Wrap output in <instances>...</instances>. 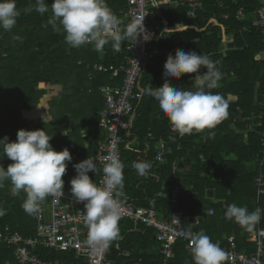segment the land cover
I'll use <instances>...</instances> for the list:
<instances>
[{
  "label": "trees",
  "instance_id": "1",
  "mask_svg": "<svg viewBox=\"0 0 264 264\" xmlns=\"http://www.w3.org/2000/svg\"><path fill=\"white\" fill-rule=\"evenodd\" d=\"M221 1L225 8H221L217 0H200L202 7L194 18L187 16L190 6L186 2L175 8L171 4L161 6L168 29L174 30L163 33L159 43L163 53L151 56L142 72L140 87L145 93L137 103L131 128L137 145L133 150H124L121 158L124 190L140 206L155 198L159 214L170 215L182 210L200 215L198 232L203 230L218 244L224 243L225 234L235 235L239 250L254 252V243L246 240L250 230L227 219L221 203L216 204L208 198L212 193L225 198L228 205L236 204L252 212L257 205L255 179L262 174L259 188L263 193L258 204L264 209V165L261 172L257 170L262 159L260 139L264 134V40L251 24L259 2ZM45 2L49 11L41 15L34 10L30 13L23 11L34 5L35 0H16L17 8L21 10L16 25L11 31L0 29V139L7 136L11 142L17 139L18 130L44 129L52 135L50 143L56 151L67 148L71 153L72 161L63 177L66 184L67 178L74 176L73 165L96 152L91 140L99 136L98 114L103 107L100 86L118 85L122 80V75L113 76L112 72L93 73L92 64L103 63L117 68L126 63L127 56L123 46L117 52L110 43L102 52H97L92 44L79 48L70 46L62 30L57 31L52 25L44 26L52 16L53 0ZM106 2L120 18L125 1ZM225 14L229 15L228 18L224 17ZM151 21L159 23L160 18L152 15ZM178 49L208 55L223 73L218 87L211 91L221 94L227 101L228 117L213 129L194 130L183 136L172 135L170 122L158 101L147 94L148 89L163 85L166 79L164 64L169 54L174 57ZM205 71L203 67L200 69L201 74ZM195 75L171 78L170 83L183 90H195ZM42 82L53 86V90L60 87L59 93L48 101L49 123L34 121L25 115L35 109L46 94L47 89L40 87ZM231 95L235 101L230 100ZM85 127L93 129L83 135ZM90 136L93 138L89 140ZM87 139L89 146L85 148ZM145 141H150L149 151L145 150ZM158 141L167 143L161 163L154 161V144ZM0 162L5 164V169L12 163L6 156ZM135 162L151 164L146 177L138 175L133 167ZM174 164H177L175 171L172 170ZM88 175L97 182L98 172ZM175 177L181 182L176 201L171 187ZM11 187L7 181L4 187H0V229L9 227L24 236H34L35 214L26 213L22 207L26 193L21 191L13 195ZM212 206L215 211L209 215L207 212ZM261 227H264V220ZM118 228L119 235L112 240L110 248L113 264H195L191 247L182 241L176 243L173 256L163 263L155 229L138 225L132 230L130 220H120ZM38 253L58 264H87L85 258L76 257L73 251L39 248ZM0 264H18L12 246L0 244Z\"/></svg>",
  "mask_w": 264,
  "mask_h": 264
},
{
  "label": "clouds",
  "instance_id": "2",
  "mask_svg": "<svg viewBox=\"0 0 264 264\" xmlns=\"http://www.w3.org/2000/svg\"><path fill=\"white\" fill-rule=\"evenodd\" d=\"M33 10L43 15L49 7L45 0H35L34 5L23 11L30 13ZM51 12L52 16L44 26L52 25L57 31L62 30L66 43L74 48L92 44L97 52H102L104 46L110 43L118 52L125 38L135 37L137 40L141 33H146L143 16L130 22L122 34L120 20L106 0H53ZM20 15L16 0H0V29L11 31ZM202 67L206 71L201 74ZM192 73L196 74L195 90H183L170 83L171 78L179 79ZM163 75L166 78L163 85L148 89L147 94L158 101L162 113L180 135L213 129L228 117L227 101L221 94L211 91L218 87L223 73L208 55L178 49L174 57L169 54ZM42 119L44 123L51 121L48 115L42 116ZM51 139L52 135L44 129L18 130L17 139L11 142L7 136L0 139V160L6 156L12 161L7 169L0 165V187H4L7 181L12 186L13 195L21 191L26 193L22 207L28 214H38L46 197L63 195V177L72 156L67 148L56 151L50 143ZM105 161L103 186L89 177V171H97V161L89 158L73 165L77 175L70 181L73 196L77 202L84 204L88 240L101 246H106L119 235L120 197L124 188V164L118 154H110ZM133 167L138 175L146 177L151 164L135 162ZM225 217L252 230L261 219V209L249 212L246 207L231 204ZM194 223L189 224L185 238L190 241L195 264H224L227 253L203 230L193 231Z\"/></svg>",
  "mask_w": 264,
  "mask_h": 264
},
{
  "label": "built area",
  "instance_id": "3",
  "mask_svg": "<svg viewBox=\"0 0 264 264\" xmlns=\"http://www.w3.org/2000/svg\"><path fill=\"white\" fill-rule=\"evenodd\" d=\"M124 1L126 3L125 9L121 11V17L118 18L121 33L123 34V30L130 22L143 16L146 33H141L137 40L132 37L122 41L121 46H123V52L127 56L125 64L113 68L103 63H93L91 67L93 73L112 72L113 76L122 75L120 84H104L99 88L103 98V107L98 114L99 136L91 140V144L96 146V152L89 157V159L97 161L96 172L99 173V176L96 184L99 186L104 185L105 178L102 169L104 162H106L105 158L112 153H117L121 160L124 150H133L137 145L136 141L133 140L131 128L137 103L145 93L140 87V79L151 56L163 53L159 43L163 33L168 29V22L161 14L163 0ZM182 1L189 2L190 9L187 13L189 18H194L197 10L202 7L200 0ZM258 2L251 24L259 30L264 40V0H258ZM217 4L221 8H225L223 1L217 0ZM152 15L160 18L159 23L151 21ZM228 16V14L224 15L225 18ZM243 17L244 15L241 14V18ZM169 131L172 135L183 136L174 131L171 124H169ZM150 145V141L144 142L146 151L150 150ZM260 145L262 159L259 161L258 170L261 172L262 169L260 168L264 165V134L260 139ZM154 146L156 152L154 161L161 163L165 158L167 143L158 141ZM176 169L177 164H174L172 170L175 171ZM76 175L75 170L73 177ZM73 177H70L69 180ZM262 179V174L256 177L257 190L260 189L259 185ZM180 185V179L175 177L171 186L175 201L176 195L180 191ZM120 200V220L132 221V230H136L138 225L156 230L155 236L160 243L159 254L163 263H166L173 256L174 246L177 242L182 241L187 247H191L190 241L185 238V232L189 224L194 222L192 230L197 232L202 216L182 210H176L170 215L159 214L155 198L149 199L146 205L140 206L135 204L134 198L124 188ZM228 206L226 203L223 204L224 214ZM257 208L261 209V219L249 231L246 238L248 242L254 243L256 250L254 252H248L245 249L239 250L235 235H230L223 244H219L227 253L226 264H264V227H261V222L264 220V209L256 207L254 211ZM207 213L209 215L214 214V209L209 208ZM88 231L84 204L77 202L69 183V185H64L63 195H50L41 203L40 212L35 214L34 236L27 237L18 231L5 227L0 229V244L12 246V254L18 264H58L43 258L38 253L39 248H48L59 252L73 251L76 257L85 258L87 264H113L110 258L112 241H109L106 246L94 245L88 240Z\"/></svg>",
  "mask_w": 264,
  "mask_h": 264
},
{
  "label": "crops",
  "instance_id": "4",
  "mask_svg": "<svg viewBox=\"0 0 264 264\" xmlns=\"http://www.w3.org/2000/svg\"><path fill=\"white\" fill-rule=\"evenodd\" d=\"M163 1H164V4H163V5L171 4V5L173 6V8H175V6L178 5V4H180V3H184L182 0H174V1H172V0H163ZM51 87L54 88L53 86H51ZM55 89H56V90H55L56 93H54V95H56V94L59 93V91H60V87L56 86ZM100 93H101V92H100ZM101 97H102V94H101ZM229 98H230L231 101H235V100H236V98L233 97L232 95L229 96ZM102 99H103V98H102ZM49 118H50V117H49ZM91 129H93V128L85 127V128L83 129V135H87V134H89V132H90ZM97 130H98V128H97ZM90 138H93V137L90 136V137H89V140H90ZM89 140L87 139V140L85 141V143H84V147H85V148H87V147L89 146ZM182 165L185 166V168L187 167V166L184 165V164H182ZM182 165H181V166H182ZM257 170H258V168H257ZM74 175H75V169H74ZM70 177H73V176H70ZM70 177L67 178V182H66V184H64V185H69V183H70V181H71V180H69ZM73 178H74V177H73ZM255 189H256V191H257V199H255V204H257V205L255 206V208H256V207H261V208H262V206H260V205L258 204V200H259V196L263 193V191H262L261 188L257 190L256 179H255ZM259 190H260V192H259ZM261 191H262V192H261ZM208 198L210 199L211 202H214V203H216V204H217V203H221V207H222V208H223V204H224V203L228 204V203L226 202V199H225V198L217 197V196H215V195L212 194V193L208 194ZM229 205H230V204H229ZM210 208H213V209H214L213 206L210 207ZM255 208H254V209H255ZM223 210H224V209H223ZM214 211H215V209H214ZM197 232H198V230H197ZM241 232L243 233V230H241ZM227 237H228V236L225 234V235H224L225 240H226Z\"/></svg>",
  "mask_w": 264,
  "mask_h": 264
},
{
  "label": "rangeland",
  "instance_id": "5",
  "mask_svg": "<svg viewBox=\"0 0 264 264\" xmlns=\"http://www.w3.org/2000/svg\"><path fill=\"white\" fill-rule=\"evenodd\" d=\"M188 4H189V2H188ZM40 87L42 89H45V88L47 89L46 94H44L43 97L40 99V103L35 109L25 113L27 118L32 119L34 121H41V120L43 121L42 116H46V115L49 116V114H48V101L54 96V93H56V91L53 90V88L50 87L48 83L42 82L40 84ZM0 165H2L5 168V164H2L0 162Z\"/></svg>",
  "mask_w": 264,
  "mask_h": 264
},
{
  "label": "water",
  "instance_id": "6",
  "mask_svg": "<svg viewBox=\"0 0 264 264\" xmlns=\"http://www.w3.org/2000/svg\"><path fill=\"white\" fill-rule=\"evenodd\" d=\"M189 161V159L187 160V162Z\"/></svg>",
  "mask_w": 264,
  "mask_h": 264
}]
</instances>
